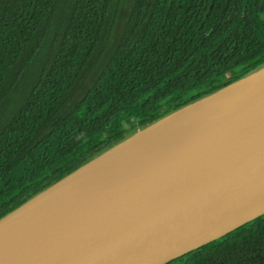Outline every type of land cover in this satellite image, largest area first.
<instances>
[{
    "label": "trees",
    "instance_id": "obj_1",
    "mask_svg": "<svg viewBox=\"0 0 264 264\" xmlns=\"http://www.w3.org/2000/svg\"><path fill=\"white\" fill-rule=\"evenodd\" d=\"M264 0H0V219L264 68ZM167 264H264V215Z\"/></svg>",
    "mask_w": 264,
    "mask_h": 264
},
{
    "label": "water",
    "instance_id": "obj_2",
    "mask_svg": "<svg viewBox=\"0 0 264 264\" xmlns=\"http://www.w3.org/2000/svg\"><path fill=\"white\" fill-rule=\"evenodd\" d=\"M193 109L205 115L35 231L43 199ZM263 215L264 68L139 131L4 216L0 264H167Z\"/></svg>",
    "mask_w": 264,
    "mask_h": 264
},
{
    "label": "bare ground",
    "instance_id": "obj_3",
    "mask_svg": "<svg viewBox=\"0 0 264 264\" xmlns=\"http://www.w3.org/2000/svg\"><path fill=\"white\" fill-rule=\"evenodd\" d=\"M182 122H184L183 118H175L174 120L166 122L165 125L162 124L163 126L161 125L155 131H153L151 133V137L157 136L159 132L164 130V127L167 128L170 126V128H172L181 124ZM184 129L185 126L180 130ZM178 132H172L167 136L168 138L163 139L162 143L156 145L154 148L149 150V152L140 155L138 159L130 163H126V165L128 164L127 166L122 165V161L134 151V147H136L138 143L143 142L142 139H140L139 142L138 140H133L131 144L126 145L125 148L123 147V149H119L107 161H104L98 165L93 171L85 173L79 180L69 184V186H67L62 192L51 194V198L47 197L43 199L36 211L39 215L44 217V220L39 227H36L35 231L37 232L42 228L47 227L51 221H57L61 215L70 212L76 207L82 206L84 203L94 198L110 183L119 180L131 173L148 154L161 149L170 140V138H173ZM57 202L60 204L58 208L56 207Z\"/></svg>",
    "mask_w": 264,
    "mask_h": 264
},
{
    "label": "rangeland",
    "instance_id": "obj_4",
    "mask_svg": "<svg viewBox=\"0 0 264 264\" xmlns=\"http://www.w3.org/2000/svg\"><path fill=\"white\" fill-rule=\"evenodd\" d=\"M263 20H264V16H263ZM209 111H212V109H210ZM192 114H194L192 116L191 115H185V114H189V113H185L184 116L182 115V117H179V118H183L184 119V122H182L181 124L177 125V126H174L172 128L167 127L165 128L164 127V130H162L161 132H159V134L157 136H154V137H151V133L153 131H155L157 128H159V126L149 132H146L145 134L139 136L137 139H135V141L142 139L143 142L141 143H138L136 145V147H134V151L131 152L123 161H122V165H126V163H130L136 159L139 158L140 155H143L147 152H149V150H151L152 148H154L156 145L162 143V140L165 139V138H168L167 136L170 135L172 132H178L182 127H189L191 126L193 123H195V118H198L200 116H204L205 114L204 113H200V112H196L194 109L190 111ZM165 125V123H164ZM161 126V125H160ZM163 126V125H162ZM134 141V142H135ZM133 142V141H132ZM132 142L128 143V144H131ZM127 144V145H128ZM126 146V145H125ZM124 146V148H125ZM123 149V147H122ZM131 160V161H130ZM121 165V164H120ZM128 165V164H127ZM126 165V166H127ZM178 259V258H177Z\"/></svg>",
    "mask_w": 264,
    "mask_h": 264
}]
</instances>
